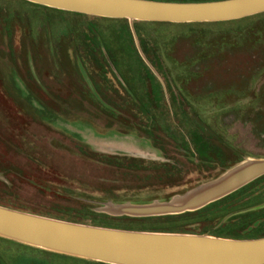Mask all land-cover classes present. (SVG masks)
<instances>
[{"label":"rangeland","instance_id":"374dc122","mask_svg":"<svg viewBox=\"0 0 264 264\" xmlns=\"http://www.w3.org/2000/svg\"><path fill=\"white\" fill-rule=\"evenodd\" d=\"M197 3L219 0H159ZM264 160V13L107 19L0 0V206L117 230L264 238V176L137 218ZM0 264H102L0 237Z\"/></svg>","mask_w":264,"mask_h":264},{"label":"water","instance_id":"95a60500","mask_svg":"<svg viewBox=\"0 0 264 264\" xmlns=\"http://www.w3.org/2000/svg\"><path fill=\"white\" fill-rule=\"evenodd\" d=\"M93 17L159 23L229 22L264 13V0L178 3L154 0H25ZM264 176L252 161L178 202L122 205L116 215L146 218L195 212ZM0 237L56 254L103 264H264V238L139 232L87 226L0 206Z\"/></svg>","mask_w":264,"mask_h":264},{"label":"trees","instance_id":"16d2710c","mask_svg":"<svg viewBox=\"0 0 264 264\" xmlns=\"http://www.w3.org/2000/svg\"><path fill=\"white\" fill-rule=\"evenodd\" d=\"M154 1H159V0H154ZM55 254V253H54ZM103 264V263H102Z\"/></svg>","mask_w":264,"mask_h":264}]
</instances>
